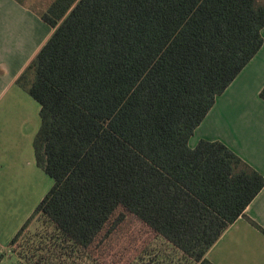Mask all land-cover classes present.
I'll use <instances>...</instances> for the list:
<instances>
[{
  "label": "trees",
  "instance_id": "obj_1",
  "mask_svg": "<svg viewBox=\"0 0 264 264\" xmlns=\"http://www.w3.org/2000/svg\"><path fill=\"white\" fill-rule=\"evenodd\" d=\"M40 16L54 32L16 84L40 105L35 160L54 185L10 242L14 264H101L61 226L87 186L185 264H212L264 176L189 140L262 48L264 0H54Z\"/></svg>",
  "mask_w": 264,
  "mask_h": 264
},
{
  "label": "crops",
  "instance_id": "obj_2",
  "mask_svg": "<svg viewBox=\"0 0 264 264\" xmlns=\"http://www.w3.org/2000/svg\"><path fill=\"white\" fill-rule=\"evenodd\" d=\"M53 1L0 0V200L22 190L17 144L23 133L24 104L34 99L16 81L54 32L40 16ZM262 37V48L217 97L189 147L194 149L201 141L221 142L264 176V30ZM245 214L250 221L239 218L207 253L212 264H264V233L259 229L264 230V188Z\"/></svg>",
  "mask_w": 264,
  "mask_h": 264
},
{
  "label": "rangeland",
  "instance_id": "obj_3",
  "mask_svg": "<svg viewBox=\"0 0 264 264\" xmlns=\"http://www.w3.org/2000/svg\"><path fill=\"white\" fill-rule=\"evenodd\" d=\"M23 119V133L17 144L23 186L14 197L0 200V264H14L12 251L17 252L19 244L10 248V242L53 185L35 160L33 142L40 117L34 100L24 104ZM61 226L101 264H185L176 249L94 186L86 187ZM29 230L28 234L40 231L38 220Z\"/></svg>",
  "mask_w": 264,
  "mask_h": 264
}]
</instances>
